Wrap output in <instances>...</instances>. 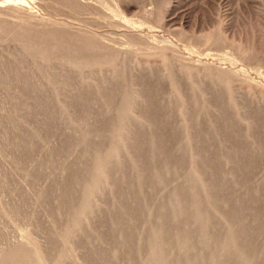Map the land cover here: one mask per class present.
<instances>
[{"label":"rangeland","instance_id":"374dc122","mask_svg":"<svg viewBox=\"0 0 264 264\" xmlns=\"http://www.w3.org/2000/svg\"><path fill=\"white\" fill-rule=\"evenodd\" d=\"M5 1L0 0V75L7 76L11 84L7 81L6 86L0 81V137L7 134L10 146L1 149L0 139V251L13 245L18 252L11 261L0 259V264H45L35 256L31 240L34 234L43 239H39L41 242L60 243L59 250L47 251V258L51 260L48 264H65L66 260L70 264H84L94 246H99L97 242L93 246L90 244L92 235L113 227L115 221L123 219L143 201L146 203L149 191L139 183L133 184L131 194L126 196L121 207L115 206L117 191L129 183L134 171L132 162L131 165L126 162L121 168L114 185L107 181L96 194L95 188L104 180L105 168L119 156V149L112 145L104 158L96 161L95 185L86 188L84 200L76 208L72 221L66 216L65 224L49 227L51 212L60 214L57 202H53L50 208L38 207L41 198L37 190L46 186L50 179L41 177L36 181L34 170L28 165L32 161L47 167L55 165L52 148L69 142L78 132L83 133L82 144L97 145L96 121L108 115H117L118 134L123 135L128 122L134 118L145 144L150 137H156L158 141L151 147L176 153L180 159L175 161L174 168L179 171H183V167L189 168L192 173L191 178L187 177L188 182L197 181L201 187L206 181L226 182L228 192L232 193L231 206L227 203L212 208L210 216H224L231 212L232 206L246 201L252 204V208L249 213L246 210L248 215L245 218L256 213L264 214V187L254 191L256 195L249 192L264 186V0ZM8 54L13 55L10 56L12 60ZM15 55L24 59L28 74L16 76L19 66L13 62ZM43 68L47 72L50 70L51 77L43 75ZM123 71V81L117 82V76ZM134 82L140 85L141 93H131L130 98L121 101L120 105L117 100L109 101L110 93L118 96L126 83L131 85ZM8 86L10 90H7ZM60 86L64 88L62 93ZM134 87L137 89L138 85ZM15 89L22 96L17 95ZM14 98H19V102ZM192 98L196 103L191 104ZM68 101L72 106L66 108ZM3 107L6 108L3 110ZM15 116L20 122L18 128L8 124L7 120ZM84 117L89 120L80 122ZM44 120L51 130L35 138L33 151L22 150L20 138L23 134L35 133ZM179 121L183 126H178ZM191 124H197L196 130ZM198 151L207 158L212 157L203 160L205 165L215 162L218 172L213 179L200 175V165L203 164L192 157ZM235 160L244 167L233 170L238 171L236 175L231 168ZM92 166L90 160L86 161L75 177H80ZM59 175L54 176L55 181L65 183L68 188L71 181L67 183L64 174ZM46 194V197L53 195ZM28 206L32 212L26 210L15 215L17 210ZM111 206V214H101ZM8 211L14 213L8 214ZM258 226L257 223L250 225L253 229ZM219 232L224 234V227ZM131 238L135 249L137 239L134 234ZM105 248L110 252L113 247L109 244ZM233 251L236 254L238 250L234 247ZM111 255L118 261L117 251H112ZM159 257L152 251L147 258L140 259L139 264H165V260ZM242 258H239L241 264H251L247 257ZM97 263L103 264L104 261L93 260L89 264Z\"/></svg>","mask_w":264,"mask_h":264},{"label":"bare ground","instance_id":"6f19581e","mask_svg":"<svg viewBox=\"0 0 264 264\" xmlns=\"http://www.w3.org/2000/svg\"><path fill=\"white\" fill-rule=\"evenodd\" d=\"M5 2H7V1H5ZM72 2H73V0H72ZM9 4H11V3H9ZM73 4H75V3H73ZM75 6H77V5H75ZM71 8H73V7H71ZM63 30H65V29H63ZM63 30H62V32H63ZM18 52L21 53L20 51H18ZM19 53H18V56L21 57V55ZM62 54H64V53H62ZM8 56L10 58V56L12 57L13 55L8 54ZM8 56H7V58H8ZM22 56H24V55H22ZM62 56H64V55H62ZM66 56H67V54H66ZM20 57H17V56L13 57V62L17 66H19L18 72H16V76L20 75V74H24V73L28 74V70L25 68V61H24V59H21L22 57L21 58ZM54 57H55V55H54ZM34 58H36V57L34 56ZM34 58H32V59H34ZM10 60H12V59L10 58ZM25 60H26V58H25ZM51 60H52V58H51ZM129 62H130V60H129ZM40 66H42V65H40ZM59 67L61 68V65ZM59 67H58V70H60ZM47 69H48V67H47ZM49 69H50V67H49ZM54 69L57 70V67ZM41 70H43V75L46 78L51 77L50 76V73H51L50 70H49L50 73L47 72V70L45 68H43ZM61 70L64 71V69H61ZM30 72H32L31 69H30ZM54 73H55V71H54ZM55 74H57V73H55ZM59 74L60 73H58V75ZM60 76H61V74H60ZM79 76L80 75H78V77ZM124 76H125L124 71L122 74L119 73V75L117 76V82H122L124 79ZM0 77H1V75H0ZM96 77H98V76H96ZM29 78L30 77H28V79ZM64 78H65V76H64ZM9 80L10 79L7 76L0 78V81L2 82V84H6L7 81L10 83ZM36 80H37V78H36ZM110 81H111V79H110ZM72 84H73V82H72ZM38 85H39V81H38ZM106 85H108V84L106 83ZM137 85H138V88L136 89L134 86H137ZM6 86H7V84H6ZM62 87L60 86V93L64 92L63 91L64 88H62ZM124 87L125 88L123 89V91L118 96H116L113 92L110 93L109 94L110 95L109 101L113 102V100L114 101L117 100L118 104L120 105L121 101L127 99L128 97L130 98L131 93H135V94L141 93L140 92V85L136 84L135 82L131 85L126 83ZM9 88H11V87L8 86L7 90H10ZM23 88H25V87H23ZM33 88H35V86ZM65 90H67V89H65ZM13 91H14V89H13ZM15 92L17 93V95L22 96L21 93L18 92L17 90ZM190 92H191V90H190ZM48 94H50V93H48ZM205 96H206V94H205ZM23 97H25V96H23ZM26 98H27V96H26ZM54 98H55V95H54ZM137 98H138V96H137ZM14 100H17V99L14 98ZM18 100H19V98H18ZM18 100H17V102H19ZM64 100H66V99H64ZM70 102L68 101V104H65L66 108H69L72 106L71 105L72 103H70ZM160 102H162V101H160ZM194 102L196 103V99L192 98L191 104ZM6 105H7V103H6ZM205 105H207V104H205ZM7 106H9V105H7ZM40 106L42 108L41 104L39 105V107ZM27 107H29V106L27 105ZM65 107H64V109H65ZM5 108L3 107V110ZM203 109L204 108H202V111H205ZM13 110H15V109H13ZM20 110H21V108H20ZM200 111H201V109H200ZM200 111H198V114H200L199 113ZM107 112H108V109H107ZM13 113H14V111H13ZM20 118H21V116H20ZM38 118H40V117H38ZM136 118H137V115H136ZM235 118H237V117H235ZM15 119H17L16 116H15V118H11V117L7 118L8 124H11V125L13 124L16 128H18L20 122L18 123ZM21 119L23 120V117ZM62 119H63V116H62ZM86 119H88V118H86V117L81 118L80 122H81V120L84 121ZM195 121H197V120L195 119ZM181 123L182 122H180L178 126H180ZM83 124H85V123H83ZM138 124H140V123H138ZM145 124H147V123H145ZM209 124H210V122H209ZM85 125H83V126H85ZM196 125L197 124H191V128L193 130H196V128H197ZM68 126H70V125H68ZM118 126H119V122H118L116 114L108 115V117L107 116L102 117L96 121V131H97V135L99 137V142L97 145H95V146L94 145L93 146L86 145L85 146L84 143L82 144V142L84 140L82 137L83 133L81 135L79 132H78V135H76L74 133L76 136L74 135V138L72 140H70L69 142L60 143L57 145V147L52 148V151H53L54 157H55V160H54L55 165H53L51 167H47V165L42 166L39 163L33 162V161L31 162V164L28 165L29 167H31V170H34L33 171L34 172V178L36 181L38 178H41V177H49V179H50L49 183L46 186L41 187L37 190L39 197L41 198V201H40V204L38 205V207L50 208L51 205L53 204V202H57V204H58L57 206L60 209L59 215H57V214L54 215V212H51L52 210L50 211L51 212L50 217L52 218V220L49 221V223H50L49 227L52 226L53 224H55V225H60L62 223L65 224L67 222V221L64 222L66 216H68L69 220L72 221V219L75 215L76 208H78V206H80L81 201L84 200L83 196L85 195L84 193H85L86 188L95 185V181L97 178V170H95L96 161L99 159H103L104 156L106 155V153L108 152L109 148L112 145H114L113 147H117L119 149V156L117 158H115L114 160L110 161V163L107 166V169L105 168L106 172L104 174V180H103V182L100 183V185L97 188H95L96 194H98L104 188L105 183L107 181L109 182V184H112V185L115 184V181H117V175L120 173L121 168L123 166H125L126 162H128L130 165L132 162V165H134V168H132V169L134 171L130 175L129 183L122 190L117 191L115 206L121 207L123 202H125L127 200L126 196H128V194L129 195L131 194L130 188L133 186V184L139 185V183H140V186H142V188L147 189L149 191L150 196H149V198L145 204L143 201L142 205H137L136 208L133 209L132 211H130L123 219H119V220L115 221V223L113 224V227L107 228L105 231L104 230L98 231V232H96V234L91 236L92 240H89L90 244H92V246H93V244L95 242H97L99 246H97V245L94 246V249L90 252V254L85 259L84 264H89L93 260H102V261H104L103 264H139V262H141L139 260L140 259L142 260V258H144V259L147 258L151 254L152 251L153 252L155 251L160 257H162L165 260V264H185V262H189L190 264H211V263H213V264L214 263L215 264H241L239 262V258L241 256H243V258H244V256L247 257V259L250 260L251 264H264V257L261 258V255L264 254V214L256 213L254 215L252 214L251 216L245 218L252 208V204H250L251 205L250 206L249 203L246 201V202H242V203H237L235 206H232L231 212L227 213V214H223L224 216H221V217L210 216L209 210H211L212 208L216 209V208H219L222 205H225L227 203L229 206H231L232 193L228 192V186L226 185V182L213 183L212 181H206V184L204 183V187L199 186L198 185L199 183L197 181H196V183L193 181L188 182L187 177H190L191 173H192V172H190L189 168L184 169V167H183L182 168L183 171H179V170L174 168L175 161L180 159V157L176 153H172L171 151L170 152L166 151L162 147H154V146L151 147V145H154L155 143H157L158 139L156 137L155 138L150 137V141L147 142L146 144H148V145H146L145 141H143L141 139V136H140L141 131L138 129L139 126L136 125L134 118L133 119L131 118L130 121L128 122V124L126 126V130H125L123 135L118 134V132H117ZM147 126L149 127V124ZM210 126H212V124ZM50 130H51L50 125L48 124L47 120H44L43 123L38 128L35 129V133H31L29 135L23 134V136L20 138V140L23 144L20 147L23 148L22 150L25 149L26 151H33V149L36 148L35 138L37 136H39L41 133L48 132ZM67 130H69V129H67ZM57 131H59V130H57ZM72 131L75 132L74 128ZM213 132H214V130H213ZM183 135H184V132H183ZM0 139H1V143H2L1 149L5 148V146L9 145L8 141L10 140V138L7 136V134L6 135L3 134L2 138L0 137ZM16 140H18V139H16ZM16 140H13V141L16 142ZM181 143L182 142H180V144ZM42 144H43V142L41 143V145ZM185 144H186V142H185ZM185 144H184V146L186 147ZM246 148H248V147H246ZM178 151H179V149H178ZM2 152H5V151H2ZM246 154H248V153H246ZM247 156H249V154ZM5 157H6V155H5ZM192 157H196L197 160L199 162H201V164H203V165H200V167H201L200 173L201 174L199 172L198 173L200 175H203L204 177L207 176L209 179L210 178L213 179L216 172H218L217 171L218 169L216 168V166H214L215 162L208 164V165H205L203 163L204 159H212V157L207 158L204 155V153H200V152L196 156L194 155ZM14 159H15L16 163H19V160L17 158H14ZM39 159H41V158H39ZM88 160H90L92 162L93 166L90 167L89 169H85L83 171V173L81 174V176L76 178L75 177L76 173L78 172L79 169L83 168L82 166H84V164ZM194 160L195 159L193 158V163L195 162ZM14 165L15 164H13V167H14ZM231 168H232V172L236 175L238 171H236V172H234V171L242 169L244 167L242 165H240L239 160H235V162H233V164H231ZM59 173L61 175L64 174V178L66 180H68L67 183H69L71 181L70 182L71 185L68 188H66L65 183L60 184V183L55 181L54 176L56 174H59ZM61 175H59V176L61 177ZM7 177H6V179H7ZM10 178H12V177H10ZM200 179H201V177H200ZM97 185H98V183H97ZM30 187L33 188V186H31V185H30ZM139 187H138V189H140ZM263 187H264L263 185H260L259 187H255L253 190H249V192L250 191L254 192L256 190L258 191L259 189L263 190L262 189ZM50 190H52V192H50ZM95 190H94V192H95ZM46 193H53V195L51 194L52 196L50 195L49 197H46V195H47ZM254 195H256L255 192H254ZM110 196H112V195H110ZM132 197H133V195H132ZM133 200H134V197H133ZM112 206H113V204H112ZM112 206L107 208L106 210L102 211L101 214L102 215L111 214L112 210H113ZM115 206H114V208H116ZM55 208H57V207H55ZM17 209H18V207H17ZM26 210L31 211V212L33 211V210H31L30 206L23 207L19 211L17 210L15 215H18L20 212L26 211ZM117 210H118V208H117ZM246 210H248V213L246 212ZM213 211H215V210H213ZM12 212L14 213V211H12ZM12 212L10 213L8 211L7 213L12 214ZM91 213H92V211H91ZM97 213H99V212L97 211ZM96 215H94L93 218H95ZM90 216L91 215H89L88 217H90ZM118 218H120V217H118ZM49 220H50V218H49ZM253 223H257V224H259V226L253 229L252 227H250V225ZM67 225H68V223H67ZM111 225H112V223H111ZM36 227H37V224H36ZM223 227L225 229V232H224V234H221L219 232V229H223ZM3 228L5 230V227H3ZM50 230H52V229L50 228ZM27 231L29 232L28 229H27ZM27 231H26V233H27ZM92 231H91V233H92ZM53 233H54V230H53ZM24 234H25V232H24ZM55 234L56 233H54V235ZM133 234L135 235V237L137 239V241H136L137 245H136L135 249H133L134 247H133L132 241H131L132 240L131 236ZM24 236H26V235H24ZM54 237H56V236H54ZM72 238H74V237H72ZM39 239L40 238L37 237L36 234H34L31 237V240L34 244L35 256L37 257V260L44 262L45 264H48L49 262H51V260H48V258H47L48 257L47 251H52L55 249L59 250L60 249V243H59V241H52V242L48 241V242L44 243V242H41L43 239H40L41 241ZM86 239H88V238H86ZM109 244L113 248L110 252L108 251L109 252L108 253L107 249L105 247H107ZM2 247H3V245H2ZM234 247H236L238 250L236 254L233 251ZM114 250L117 251V253H118V261H116L112 258L111 253ZM17 252L18 251L16 250V247H14L13 245L12 246L8 245L4 249L3 248L1 249L0 259L11 261L14 258V256L17 254ZM57 253H56V255H57ZM56 255L54 254V257ZM243 258H242V260H243ZM64 263L70 264L68 262V260H66Z\"/></svg>","mask_w":264,"mask_h":264}]
</instances>
